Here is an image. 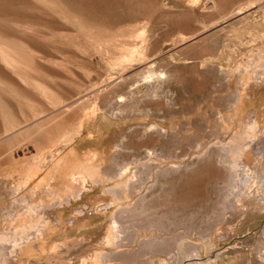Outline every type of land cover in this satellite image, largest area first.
<instances>
[{
    "label": "rangeland",
    "instance_id": "rangeland-1",
    "mask_svg": "<svg viewBox=\"0 0 264 264\" xmlns=\"http://www.w3.org/2000/svg\"><path fill=\"white\" fill-rule=\"evenodd\" d=\"M262 137L264 0H0V264H264Z\"/></svg>",
    "mask_w": 264,
    "mask_h": 264
},
{
    "label": "bare ground",
    "instance_id": "bare-ground-1",
    "mask_svg": "<svg viewBox=\"0 0 264 264\" xmlns=\"http://www.w3.org/2000/svg\"><path fill=\"white\" fill-rule=\"evenodd\" d=\"M250 122L251 123L249 125L251 126L258 125V121L256 117L252 118ZM262 138L261 140L263 141L264 138L263 139ZM256 151H258L257 157H256L257 159L254 162L249 163V162L244 161L241 164L236 166L235 172L237 170H238L237 173L239 172L238 173L239 177L237 178L238 183L236 186H234L235 187L234 191L231 194L230 199H228L229 200L228 205L226 206V212L231 213L235 217L237 215L239 216L245 215V214L246 215H252V214L257 215V214L264 213V143L263 142L261 146L259 145V147H257ZM41 212L46 215L45 216L46 218L48 219L51 218L49 212H46L45 210H42ZM43 222H45V220ZM263 236L261 235L260 239L261 237L263 239L264 238ZM262 254H264V251Z\"/></svg>",
    "mask_w": 264,
    "mask_h": 264
}]
</instances>
